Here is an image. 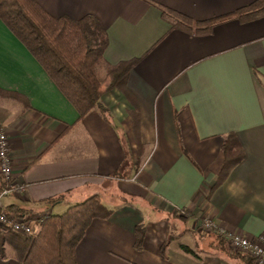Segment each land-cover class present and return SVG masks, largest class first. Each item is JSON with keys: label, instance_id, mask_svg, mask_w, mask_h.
Returning a JSON list of instances; mask_svg holds the SVG:
<instances>
[{"label": "crops", "instance_id": "obj_1", "mask_svg": "<svg viewBox=\"0 0 264 264\" xmlns=\"http://www.w3.org/2000/svg\"><path fill=\"white\" fill-rule=\"evenodd\" d=\"M34 1L55 17L95 16L106 30V65L134 62L130 97L113 88L100 98L105 114L95 107L78 119L0 20V127L10 138L13 178L26 187L4 206L61 214L97 195L112 213L91 221L76 264H240L198 220L264 234V16L227 18L195 35L171 28L162 9L204 20L253 0ZM230 133L241 159L210 192ZM0 264L21 263L0 257Z\"/></svg>", "mask_w": 264, "mask_h": 264}, {"label": "trees", "instance_id": "obj_2", "mask_svg": "<svg viewBox=\"0 0 264 264\" xmlns=\"http://www.w3.org/2000/svg\"><path fill=\"white\" fill-rule=\"evenodd\" d=\"M263 16L264 0H253L233 12L204 20L192 19L168 8L162 9V17L171 28L195 35L209 34L217 22L227 18L236 17L246 22ZM0 20L46 71L75 108L78 119L95 107L105 114L100 98L113 88L130 97L126 83L134 62L106 65L103 58L107 45L106 30L95 16L88 14L79 19L65 15L55 17L34 0H0ZM102 67H105L103 73L100 71ZM135 114L136 108L130 112L132 116ZM222 150L225 160L210 192L223 182L230 169L241 159L236 153L237 140L233 133L225 136ZM5 212L9 220L29 214L14 206L5 207ZM111 213L112 210L104 206L97 195H92L69 206L61 214L50 213L40 229L30 236L13 232L0 224V257H11L21 264H76L75 248L91 221L106 219ZM144 231L141 224L135 229L136 249L142 246ZM217 239L223 251L230 253L240 264H253L249 255L230 251L219 236ZM180 248L195 254L187 245L181 244Z\"/></svg>", "mask_w": 264, "mask_h": 264}, {"label": "built area", "instance_id": "obj_3", "mask_svg": "<svg viewBox=\"0 0 264 264\" xmlns=\"http://www.w3.org/2000/svg\"><path fill=\"white\" fill-rule=\"evenodd\" d=\"M0 224L10 228L13 232L30 236L35 234L41 223L49 216V212L30 213L25 216L9 220L6 216L3 198L9 194H23L26 187L16 182L13 178V160L10 155V138L5 130L0 127ZM198 228L205 233H215L227 248L233 252L249 255L253 264H264V234L248 237L243 234L227 230L212 216H204L198 220Z\"/></svg>", "mask_w": 264, "mask_h": 264}, {"label": "rangeland", "instance_id": "obj_4", "mask_svg": "<svg viewBox=\"0 0 264 264\" xmlns=\"http://www.w3.org/2000/svg\"><path fill=\"white\" fill-rule=\"evenodd\" d=\"M104 70H105V67H102V69L100 70L101 71V73H103L104 72ZM199 239L203 242V240H205V239H208V237L206 236V235H201V237H199ZM8 249V248H7Z\"/></svg>", "mask_w": 264, "mask_h": 264}]
</instances>
